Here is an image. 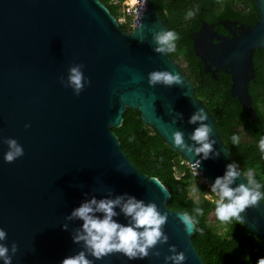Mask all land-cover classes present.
Listing matches in <instances>:
<instances>
[{"label": "water", "instance_id": "water-1", "mask_svg": "<svg viewBox=\"0 0 264 264\" xmlns=\"http://www.w3.org/2000/svg\"><path fill=\"white\" fill-rule=\"evenodd\" d=\"M145 2L140 24L125 31L101 0H0V227L7 233L3 242L17 244L11 264H59L79 251L81 245L72 242L70 233L80 221L64 217L87 198L85 193L99 198L109 190L154 201L167 212L163 231L168 240L154 246L159 257L151 249L132 260L118 251L98 260L87 254L93 264H163L168 244L184 252L183 264H205L191 238L194 230L185 233L177 219L181 211L167 206L168 188L134 165L112 130L121 126L128 108L138 110L145 124L195 164L196 156L172 144L171 133L181 129L191 143L187 134L195 125L187 118L195 107H203L220 154L201 160L198 169L211 183L230 162L217 119L197 99L195 85L171 53L153 51L152 33L168 25L152 0ZM254 4L259 11L255 23L229 36L204 21L193 35V47L209 67L231 74V94L261 123L249 82L256 76L254 53L264 49V0ZM74 63L81 64L89 78L78 95L59 80ZM152 70L175 72L181 83L150 86L147 73ZM176 112L183 120L173 123ZM3 137H14L23 155L5 162ZM242 180L237 177L235 182ZM241 216L264 243V202L246 207ZM115 219L125 222L122 215ZM62 223L68 224L67 230Z\"/></svg>", "mask_w": 264, "mask_h": 264}, {"label": "clouds", "instance_id": "clouds-1", "mask_svg": "<svg viewBox=\"0 0 264 264\" xmlns=\"http://www.w3.org/2000/svg\"><path fill=\"white\" fill-rule=\"evenodd\" d=\"M193 11L185 14V19L191 18ZM140 40H143L141 33ZM178 35L171 29H160L152 33L154 43L153 51L165 54L175 51ZM62 84L70 87L73 94L78 95L89 78L84 74L82 65L79 63L70 64L66 76H60ZM147 83L151 85L162 84L171 86L174 83L180 84L181 78L175 72L168 70H152L147 73ZM177 118L183 120V114L176 112L171 117L173 123ZM209 115L203 107H195L187 118V123L195 125L187 134L188 143L185 141V133L176 129L171 133L172 144L178 146L179 150L191 152L197 157L193 162L199 168L200 161L209 157L218 156L219 149L215 148V137L212 136V125L207 123ZM29 127L28 123L24 124ZM131 139V138H130ZM233 145L240 143V136L233 133L229 137ZM2 142L6 145L3 153V160L11 162L23 155V147L14 137H3ZM256 147L260 158L264 159V133L259 135ZM227 156V152H225ZM237 177L243 180L236 183ZM264 184L256 179L252 168L241 170L237 164L228 162L221 175H217L209 184V191L215 197V218L221 223L232 220L242 222L241 213L246 207H254L257 202H264ZM78 206H75L64 217L65 221L79 220L78 227L74 228L70 237L73 243L80 244V250L65 256L59 264H93L87 254L97 260L106 254L120 252L129 260L143 258L152 250V255L159 257L160 250L154 246L157 243L163 244L168 240V235L163 231V225L167 219V212L161 211L154 201L145 202L127 192L115 195L109 193L97 198L95 195L84 194ZM203 214V209L194 207L192 213L181 211L177 213V219L183 225L185 233L199 230L197 228V217ZM123 216L125 222L115 217ZM61 228L67 230L68 224L62 223ZM7 236L6 230L0 227V262L11 264L12 256L17 251V244L12 241L4 243ZM185 254L177 251L174 244H168V253L163 256V264H183ZM257 264H264V257L257 260Z\"/></svg>", "mask_w": 264, "mask_h": 264}, {"label": "trees", "instance_id": "trees-1", "mask_svg": "<svg viewBox=\"0 0 264 264\" xmlns=\"http://www.w3.org/2000/svg\"><path fill=\"white\" fill-rule=\"evenodd\" d=\"M101 1L113 15L116 17L120 15L119 4L115 3V0ZM235 1L242 0H152L157 12L168 25V29L175 31L178 35L175 51L171 52V55L177 60L178 55L183 54L187 59L186 69L189 71L188 77L195 84V95L197 99L204 101L208 112L217 119L216 127L229 149L230 162L234 161L241 170L252 168L256 179L264 184V159L260 158L256 147L259 135L264 132V109H258L261 123L250 119L241 105L233 103L228 86L216 80L210 73L204 72L203 64L196 56L193 47V35L200 26L199 19L202 17L215 20L221 17L218 12L224 8L233 12ZM243 1L246 5L253 6L249 15L254 19L253 24L259 17V11L254 0ZM189 10L193 11L194 15L185 19V14ZM240 13L237 12V16L240 17ZM242 15L244 19L248 18L245 12ZM125 26L121 24L123 30L130 31ZM254 61L260 86V91L252 90L256 99L260 97V93H264L263 48L256 50ZM240 125L249 133L251 139L244 141L240 137V143L233 145L229 137L233 133L240 136ZM112 130L118 136L123 150L134 165L148 176L157 177L168 188L170 198L167 206L170 209L188 211L190 214L194 207L203 209V214L197 217L199 230H194L191 238L205 264H257V260L264 257V243L242 222L235 220L226 222L228 230L225 234H220L212 228L209 219L218 221L215 218V204L203 197L200 200H194L190 196L191 185L194 182L190 167L179 164L181 155L166 143L154 127L140 119L138 110L128 108L124 113L121 126ZM177 171L184 174L177 178Z\"/></svg>", "mask_w": 264, "mask_h": 264}, {"label": "flooded vegetation", "instance_id": "flooded-vegetation-1", "mask_svg": "<svg viewBox=\"0 0 264 264\" xmlns=\"http://www.w3.org/2000/svg\"><path fill=\"white\" fill-rule=\"evenodd\" d=\"M135 2L132 1L131 3H135ZM252 8H253V6L251 4H247L246 5L243 0L242 1H235L234 5H233V8H232L234 10L233 12H230L229 10H227V8L226 9L224 8V9L220 10V12H218V14L221 17H217V19H215V20H208V19H205V18L201 17L199 19L200 26L197 29V31L200 29V27L202 26L203 22L206 21L208 24H210L213 27L214 30H217L219 33H221L223 35L231 36V35H233L234 32L239 31V27L240 26L252 24V21L254 19L251 16L249 17L250 12L252 11ZM237 12H241L240 13V17L237 16L238 15ZM244 12L248 16V18H246V19H244L243 15H242V14H244ZM214 40L218 41L216 39H214ZM255 53H256V51H255ZM255 53H254V56H255ZM196 56H197V54H196ZM254 56H253V59H254ZM180 58L184 59L187 62V64H188V61H187V59L185 58V56L183 54L178 55V59L177 60L174 59V58L173 59L175 61L179 62ZM198 58L200 59L199 56H198ZM200 61H201V59H200ZM201 63L203 64L204 72L210 73L211 75L213 74L212 76L214 78H216V80L224 82L226 87L228 86L227 88H228V91H229V93H230V95H231V97L233 99V103L242 106L240 101L235 96H233L231 94V92H230L231 86H232V76H231V74H229L226 71H224L223 68H221V67H216V66H212V65H210V67H209L208 63H205V62H202V61H201ZM254 63H255V61H254ZM188 73H189V71L186 72L187 76H188ZM192 83L194 84L193 81H192ZM258 86H259V79L255 76V78L252 79L249 82V91H250V94L252 95V106L255 109L258 117L260 118V114H259V110L258 109H260V108L264 109V101H263L264 93H260V97L258 96L256 99L254 98V96L252 94V90L256 89V91H260V86L259 87ZM244 112L248 116L246 111H244ZM239 132H241L240 137H241L242 140H243V138H247L246 141L251 139L249 133L245 129H243L242 125H240V127H239ZM262 133H264V132H262Z\"/></svg>", "mask_w": 264, "mask_h": 264}, {"label": "built area", "instance_id": "built-area-1", "mask_svg": "<svg viewBox=\"0 0 264 264\" xmlns=\"http://www.w3.org/2000/svg\"><path fill=\"white\" fill-rule=\"evenodd\" d=\"M125 14L122 18H117L118 22L125 23L130 31L140 24L141 17L145 12L147 6L145 0H136L135 3H131L129 0H124ZM180 165H186L190 167L192 179L201 188L202 197L206 198L214 203L215 197L209 191V181L203 176L202 172L196 168L195 164L190 163L187 159L181 156L179 161ZM178 164L176 162L175 168L177 169ZM184 173L177 171L176 177L180 178Z\"/></svg>", "mask_w": 264, "mask_h": 264}, {"label": "rangeland", "instance_id": "rangeland-1", "mask_svg": "<svg viewBox=\"0 0 264 264\" xmlns=\"http://www.w3.org/2000/svg\"><path fill=\"white\" fill-rule=\"evenodd\" d=\"M115 3L119 4L120 15L117 18H122L125 14V12H124L125 11L124 0H115ZM121 24H125V23L120 22V25ZM178 63L180 65V68L186 73L187 72V69H186L187 62L184 59L180 58ZM243 140H247V138H243ZM191 186L192 187L190 189V191H191L190 196L194 200H200L202 198V192L200 190V187L197 184H195L194 182ZM209 223L211 224L212 228L220 234H225L228 230L227 223H221V222L215 221L213 219H209Z\"/></svg>", "mask_w": 264, "mask_h": 264}]
</instances>
